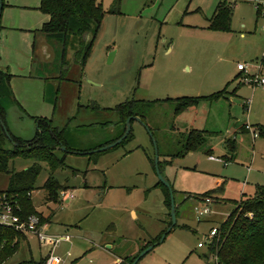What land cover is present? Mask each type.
Here are the masks:
<instances>
[{
    "label": "rangeland",
    "instance_id": "obj_1",
    "mask_svg": "<svg viewBox=\"0 0 264 264\" xmlns=\"http://www.w3.org/2000/svg\"><path fill=\"white\" fill-rule=\"evenodd\" d=\"M95 1L104 18L85 68L68 53L66 81H60L62 45L42 32L49 16L42 13L41 0H4L0 71L11 75L16 101L7 102L10 137L31 141L37 120L53 119L59 129L68 126L64 139L80 150L55 151L65 158L53 174L63 186L57 202H48L43 189L51 176L46 163L31 195L50 223L46 233L71 240L51 254V247L26 235L4 264L38 263L50 255L61 264H113L116 253L130 256L166 233L172 219L153 163L155 143L162 175L174 191L177 224L139 264H215L208 244H198L228 219L234 202L264 187V136L254 139L246 129L264 127V88L244 83L238 71L239 64H247L257 73L264 21L252 5L236 3L231 31L217 32L208 28L209 19L223 0ZM223 91L218 101L176 114L178 98ZM126 102H134L133 117L140 119L132 121L130 138L97 152L122 134L115 108ZM193 131H206V143L177 156ZM230 139L236 141L234 154L226 144ZM6 147L14 148L11 139ZM35 163L13 158L8 172L0 173V192L8 190L11 173ZM63 192L74 198L68 202ZM206 193L212 195L211 213L200 217Z\"/></svg>",
    "mask_w": 264,
    "mask_h": 264
},
{
    "label": "trees",
    "instance_id": "obj_2",
    "mask_svg": "<svg viewBox=\"0 0 264 264\" xmlns=\"http://www.w3.org/2000/svg\"><path fill=\"white\" fill-rule=\"evenodd\" d=\"M4 7L3 1V9ZM234 7L235 4H231L227 0L221 1L214 15L209 19L208 28L217 32L231 31ZM41 11L49 16V20L43 25L42 32L62 45L63 70L59 79L66 81V74L69 70L66 59L68 53L73 52L75 63L84 70L97 33L101 28L104 10L95 0H41ZM261 64L264 66V54L261 58ZM10 79L11 75L0 71V120L4 123H6L7 102L16 103L10 88ZM225 93L227 91L211 96L178 98L175 100L178 102L176 114L179 115L190 108L198 107L203 102L218 101L224 97ZM115 111L119 114L120 123L124 124V130L115 140L109 142L110 144L122 137L126 128V120L136 116L134 102L121 104L115 108ZM257 128L259 135L264 136V127ZM67 129L68 126L63 129L57 128L53 119L37 120V132L34 139L23 141L11 136V140L16 146L9 149L6 147L8 138L0 125V173L8 172L9 162L15 157L36 161L32 167L20 173H11L9 188L6 192L18 202L24 216L37 215L43 224L47 221L44 215L34 207L31 195L42 172L41 163H46L50 168L51 176L45 182L43 189L47 193L48 202H57L63 186L53 174L65 165V158H58L55 151L63 146L67 150L80 152V150L67 145L64 139ZM203 134H207V132L193 131L177 156H184L197 151L206 143V136ZM194 135L197 136L193 137ZM130 136L131 133L127 139ZM29 143L31 145L28 147L27 144ZM226 144L234 154L237 149L236 141L230 139ZM105 145H99L97 149ZM234 157L235 155H232L228 161H233ZM159 166L162 172L161 162H159ZM159 185L164 188L165 204L170 208L169 190L161 182ZM201 198L202 201L206 198L212 199V195L206 193ZM234 203L236 209L218 227V236L208 245L209 253L214 258L215 264H264V187H257L254 196L246 197L244 195L240 201ZM164 233L165 231L156 240L144 245L140 252L158 243ZM23 239H26V235L12 229L0 228V264H4L17 254ZM138 256L125 258L122 264H133ZM21 264H46V259H42L38 263L31 261Z\"/></svg>",
    "mask_w": 264,
    "mask_h": 264
},
{
    "label": "built area",
    "instance_id": "obj_3",
    "mask_svg": "<svg viewBox=\"0 0 264 264\" xmlns=\"http://www.w3.org/2000/svg\"><path fill=\"white\" fill-rule=\"evenodd\" d=\"M231 4L236 3H248L253 6L256 11L258 19L264 21V0H231L228 1ZM262 64L258 68L256 74H251V67L247 64H239L238 71L243 75V81L246 84L260 86L264 88V77L262 75ZM247 130L251 131L254 139L259 137V133L253 130L251 126L246 127ZM211 160L221 161L219 158L210 157ZM62 197L68 198V202L74 198L73 195H67V193H62ZM212 204L211 198H206L203 201V209H198V215L203 217L211 213L210 205ZM47 223H42L41 218L37 215L24 216L23 210L18 204V202L9 195L6 191L0 192V228L12 229L16 232L22 233L24 235H34L38 238L41 244L52 248L51 254L60 242H69L71 240L70 236H57L48 235L46 233L48 227ZM219 234L218 228H212L209 235L206 236L204 243H199V248H204L205 245H209ZM46 264H61V260L52 255L46 258Z\"/></svg>",
    "mask_w": 264,
    "mask_h": 264
},
{
    "label": "water",
    "instance_id": "obj_4",
    "mask_svg": "<svg viewBox=\"0 0 264 264\" xmlns=\"http://www.w3.org/2000/svg\"><path fill=\"white\" fill-rule=\"evenodd\" d=\"M3 1L4 0H0V24H1L2 12H3ZM134 119L140 120L139 118L129 117L126 120V128H125V132H124L123 136L120 139H118L116 142H114V143H112V144H110V145H108L106 147H103V148L99 149L97 152L108 151V150L113 149V148L119 146L120 144H122L128 138V136L131 133V129H132L131 123H132V121ZM0 125H1L2 129L4 130V133L6 134L7 138L11 139V137H10V135L8 133V130L6 128V125H5V123L2 120H0ZM13 144H14V146H16L15 143H13ZM30 145L31 144H27L28 147ZM155 147H156V158H155V162L154 163H155L156 172H157V175L159 177L160 182L169 190V193H170V200H171L170 216H171V219H172V224H171L170 228L167 230V232L162 236L160 241L158 243L154 244L153 246H150L147 249H145L144 251H142L140 253V255L136 258V260L133 262V264H139L140 260L143 259L146 255H148L158 244L163 243L164 240L166 239L167 235L173 230V228L177 224V206H176V203H175L174 191L172 189L171 184L162 175V172H161V169H160V166H159V157L157 155L158 152H157L156 143H155ZM61 150L64 151V152H67V149L65 147H63V146H61ZM97 152H95V153H97ZM68 153H76V152L68 151Z\"/></svg>",
    "mask_w": 264,
    "mask_h": 264
},
{
    "label": "crops",
    "instance_id": "obj_5",
    "mask_svg": "<svg viewBox=\"0 0 264 264\" xmlns=\"http://www.w3.org/2000/svg\"><path fill=\"white\" fill-rule=\"evenodd\" d=\"M134 216H135V218L137 217L135 214H134ZM45 217V216H44ZM47 223V222H46ZM49 224L50 223H47V227H48V230H49ZM115 243L116 242H114L113 243V245L115 246ZM144 246V245H143ZM140 250H141V247L140 248H135V249H133V251L130 253V256H125V257H123V256H121V255H118L117 253L115 254V262L113 263V264H122V263H124V260H125V258H128V257H136L137 255H139L140 254ZM118 252V251H117Z\"/></svg>",
    "mask_w": 264,
    "mask_h": 264
},
{
    "label": "flooded vegetation",
    "instance_id": "obj_6",
    "mask_svg": "<svg viewBox=\"0 0 264 264\" xmlns=\"http://www.w3.org/2000/svg\"><path fill=\"white\" fill-rule=\"evenodd\" d=\"M78 113H79V111L77 112V115H78ZM77 115L74 116V117L72 118V121H73V120H76ZM132 117H133V116H132ZM74 118H75V119H74ZM29 144H31V143H29ZM58 149H61V147H59ZM68 151H70V150H67L66 153H68ZM72 152H76V151H72Z\"/></svg>",
    "mask_w": 264,
    "mask_h": 264
}]
</instances>
